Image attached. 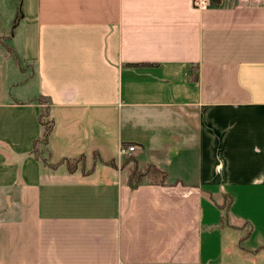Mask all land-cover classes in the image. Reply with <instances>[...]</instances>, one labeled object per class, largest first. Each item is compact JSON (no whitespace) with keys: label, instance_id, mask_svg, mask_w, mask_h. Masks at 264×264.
<instances>
[{"label":"crops","instance_id":"0c3cea01","mask_svg":"<svg viewBox=\"0 0 264 264\" xmlns=\"http://www.w3.org/2000/svg\"><path fill=\"white\" fill-rule=\"evenodd\" d=\"M195 2L7 0L0 264H264V0ZM40 95L50 162L90 174L31 154ZM122 143L168 184L95 163Z\"/></svg>","mask_w":264,"mask_h":264},{"label":"trees","instance_id":"16d2710c","mask_svg":"<svg viewBox=\"0 0 264 264\" xmlns=\"http://www.w3.org/2000/svg\"><path fill=\"white\" fill-rule=\"evenodd\" d=\"M212 1L216 3L220 2V0H212ZM0 45L6 48L7 51L10 52L17 61L16 55L14 54L13 50L8 45L4 43H1ZM143 65L149 66L150 64H128V66H131V67H138V66H143ZM190 79L194 82L198 81V66L197 65H192L190 67ZM37 102L41 105L40 113L38 116V121L42 128V134L38 139L34 141L33 149L31 151V154L33 155L35 160L40 161L42 164H44L50 169H56L60 165H65L69 173H75L77 171H81L84 175L90 174L92 171L86 170V155L84 154L74 159H63L59 164H52L50 162V151L48 149V144H49L50 135L55 125V120L52 117V113H51V100L49 97L40 95L37 99ZM41 145L43 146L42 148H41ZM132 145H133L132 143H122L121 148L128 149ZM43 152L46 153L45 157L42 156ZM94 161L95 163H97V161H100L106 165H109L115 168H118L119 166L123 168L126 165L133 162L135 166H134L132 173L130 174L128 178V185L132 189H136L137 187H139L146 181H149L153 185L165 186L168 184L166 170L154 164H148L144 167H140L138 165L137 158L133 154L129 156H123L121 157L119 161L111 160L108 162H104L100 158L98 152H95ZM231 202H232V198H229L226 196L227 207L223 208L226 211V213H228L229 211Z\"/></svg>","mask_w":264,"mask_h":264},{"label":"rangeland","instance_id":"374dc122","mask_svg":"<svg viewBox=\"0 0 264 264\" xmlns=\"http://www.w3.org/2000/svg\"><path fill=\"white\" fill-rule=\"evenodd\" d=\"M12 15H13V13H12V10H11V8H10V6L8 7V4H7V0H0V18L3 20V23L6 25V27L8 28L9 27V25H10V18L12 17ZM5 37H6V35L3 37V38H1L0 39V44L1 43H4V44H6L7 45V43H6V39H5ZM0 47H1V45H0ZM28 76V75H27ZM26 89H29L30 91L31 90H34V88H33V86H32V88L31 87H29V86H26V87H23L22 89H20L21 91H25ZM43 146L41 145V148H42ZM43 150V149H42ZM44 153V152H43ZM42 153V156H46V153H44L43 154ZM124 156H129V155H124ZM142 163H143V160H140ZM140 162V164H139V162H138V165L140 166V167H144V166H141L142 165V163ZM132 164V166H135V164L132 162L131 163ZM232 203V202H231ZM230 203V204H231Z\"/></svg>","mask_w":264,"mask_h":264},{"label":"built area","instance_id":"2783aa9c","mask_svg":"<svg viewBox=\"0 0 264 264\" xmlns=\"http://www.w3.org/2000/svg\"><path fill=\"white\" fill-rule=\"evenodd\" d=\"M211 0H196L195 5L198 8H206L210 4ZM135 146H130L128 149H122L123 155H129L135 151Z\"/></svg>","mask_w":264,"mask_h":264}]
</instances>
